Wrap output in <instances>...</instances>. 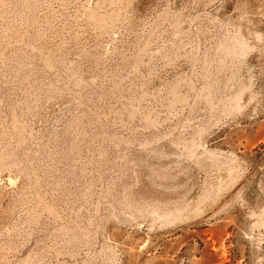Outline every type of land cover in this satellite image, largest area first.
<instances>
[{"label": "rangeland", "instance_id": "1", "mask_svg": "<svg viewBox=\"0 0 264 264\" xmlns=\"http://www.w3.org/2000/svg\"><path fill=\"white\" fill-rule=\"evenodd\" d=\"M0 264H264V0H0Z\"/></svg>", "mask_w": 264, "mask_h": 264}]
</instances>
